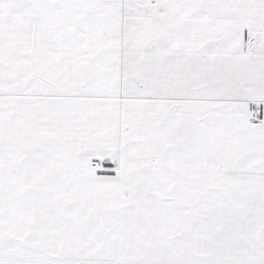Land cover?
Returning <instances> with one entry per match:
<instances>
[{"label":"snow or ice","instance_id":"1","mask_svg":"<svg viewBox=\"0 0 264 264\" xmlns=\"http://www.w3.org/2000/svg\"><path fill=\"white\" fill-rule=\"evenodd\" d=\"M0 264H264V0H0Z\"/></svg>","mask_w":264,"mask_h":264}]
</instances>
